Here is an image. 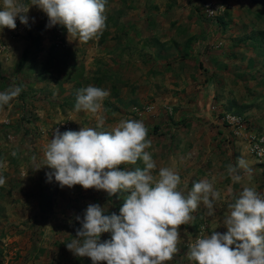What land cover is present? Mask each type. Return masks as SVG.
Masks as SVG:
<instances>
[{
	"label": "rangeland",
	"instance_id": "1",
	"mask_svg": "<svg viewBox=\"0 0 264 264\" xmlns=\"http://www.w3.org/2000/svg\"><path fill=\"white\" fill-rule=\"evenodd\" d=\"M26 15L27 25L17 17L14 30H0V92L22 88L0 108V264H92L66 248L81 226L76 217L82 220L89 204L118 215L129 194L61 188L46 176L54 169L44 149L57 129L96 127L93 114L75 111L77 91L88 85L110 93L97 130L121 119L142 121L155 171L178 172L185 195L204 179L220 192L214 215L201 203L180 226L179 251L165 262L196 264L188 259L190 245L201 234L226 231L228 205L243 187L264 196V169L243 138L264 133V0H107L106 27L87 43L61 25L48 27L37 7ZM226 115L241 127L226 123ZM239 158L253 171L249 180L241 170L242 181L234 183L227 167ZM135 167L142 162L121 170ZM110 238L104 233L100 241Z\"/></svg>",
	"mask_w": 264,
	"mask_h": 264
},
{
	"label": "clouds",
	"instance_id": "2",
	"mask_svg": "<svg viewBox=\"0 0 264 264\" xmlns=\"http://www.w3.org/2000/svg\"><path fill=\"white\" fill-rule=\"evenodd\" d=\"M106 5L107 0H30L28 4L0 0V30H14L17 17L27 25L26 14L34 6L46 14L48 27L61 25L68 34L87 43L103 33ZM21 91V87L12 86L0 92V108ZM109 95V91L93 85L80 88L75 111L93 114L96 127L64 133L57 129L44 149L46 166L54 169L46 176L49 180L54 176L61 188L79 185L85 190L104 191L110 197L129 193L118 215H106L104 207L89 204L83 219L76 217L81 226L66 248L74 256L89 258L92 264H165L179 251L180 226L193 219L192 213L201 203L209 216L214 215V202L221 194L204 179L194 182L185 195L178 190V172L169 167L155 171L157 165L146 151L151 141L142 121L121 119L110 130H97L104 128L103 104ZM138 161L143 168L121 170L122 165H136ZM241 170L250 180L253 170L246 160L239 158L236 165H228L234 183L242 181ZM4 184L0 176V186ZM228 208L223 220L226 231L198 236L189 247L188 259L196 264H264V196L255 187L245 186ZM104 233H110L111 238L101 242Z\"/></svg>",
	"mask_w": 264,
	"mask_h": 264
},
{
	"label": "built area",
	"instance_id": "3",
	"mask_svg": "<svg viewBox=\"0 0 264 264\" xmlns=\"http://www.w3.org/2000/svg\"><path fill=\"white\" fill-rule=\"evenodd\" d=\"M206 12L208 13V16H212V12L210 10L209 5L207 4L206 6ZM214 16V15H213ZM224 121L226 123H230L235 125L238 129L241 127L240 124V119L234 117V116H229L226 115L224 117ZM234 134H238L235 132ZM245 142H246V149L247 153L252 157V159L256 162V164L260 165L264 169V152L261 150H264V133H251L247 132L245 136L243 137Z\"/></svg>",
	"mask_w": 264,
	"mask_h": 264
},
{
	"label": "trees",
	"instance_id": "4",
	"mask_svg": "<svg viewBox=\"0 0 264 264\" xmlns=\"http://www.w3.org/2000/svg\"><path fill=\"white\" fill-rule=\"evenodd\" d=\"M24 53L21 55V57H20V60H19V62H18V67L20 66V64H21V62L24 60ZM236 113H238V112H236ZM154 132H156V131H154Z\"/></svg>",
	"mask_w": 264,
	"mask_h": 264
}]
</instances>
